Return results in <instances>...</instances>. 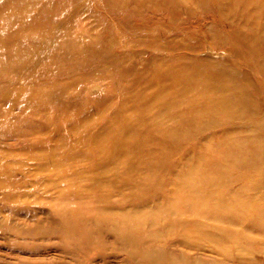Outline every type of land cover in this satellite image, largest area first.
Masks as SVG:
<instances>
[{
	"label": "rangeland",
	"instance_id": "obj_1",
	"mask_svg": "<svg viewBox=\"0 0 264 264\" xmlns=\"http://www.w3.org/2000/svg\"><path fill=\"white\" fill-rule=\"evenodd\" d=\"M0 264H264V0H0Z\"/></svg>",
	"mask_w": 264,
	"mask_h": 264
},
{
	"label": "bare ground",
	"instance_id": "obj_2",
	"mask_svg": "<svg viewBox=\"0 0 264 264\" xmlns=\"http://www.w3.org/2000/svg\"><path fill=\"white\" fill-rule=\"evenodd\" d=\"M251 43V42H249ZM172 72L177 80V85L176 86H170V85H157L155 88V92L153 95H147L151 98H145L143 97L144 94V88L138 92V96L136 100L134 101L136 107L138 106L139 108L143 109V106H149L147 101H152L153 104V111L158 114L159 116L163 117H168L169 120H173L176 117H180V119L183 122H186L188 120L189 114L187 112L188 109H193L197 106H202L205 109H210V110H220L224 108V106L228 103L224 98L220 96L212 97L210 101H206L205 103L201 102H196L192 101L190 99H183L182 93L190 88L192 80L191 78L184 74L183 72H175L173 70H170ZM163 77H167L168 71L164 72L162 71V74L159 73ZM170 74V73H169ZM205 85V84H204ZM198 89H205L209 90L208 87H198ZM220 91V89H218ZM153 91V89H152ZM172 92V94H170ZM148 109H143V112H145ZM135 119V118H134ZM133 119V121H134ZM132 121V122H133ZM159 120L153 122L152 124H149L146 128L150 132L157 131V135L161 138V143L163 141L168 142V139H173V137L176 136V132L172 131V129L180 128L181 126H167L165 123L161 122L158 123ZM122 125V124H121ZM125 129H128L129 124L123 125ZM172 128V129H171ZM134 134V133H133ZM114 146V149L118 148L119 142L114 140V143H112ZM169 149V148H168ZM130 150H135V147H131ZM226 152V151H224ZM217 161L211 159L208 164L207 168L213 169L214 173H221L223 171V168L220 166H217ZM204 169V170H205ZM204 170L202 172V175L204 174ZM200 176L201 171L193 174V176ZM192 177V175H191Z\"/></svg>",
	"mask_w": 264,
	"mask_h": 264
}]
</instances>
